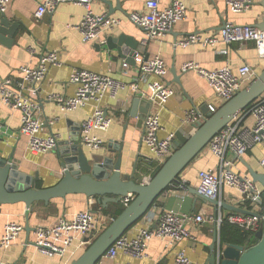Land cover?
Here are the masks:
<instances>
[{
    "label": "crops",
    "instance_id": "0c3cea01",
    "mask_svg": "<svg viewBox=\"0 0 264 264\" xmlns=\"http://www.w3.org/2000/svg\"><path fill=\"white\" fill-rule=\"evenodd\" d=\"M42 0H11L6 13L11 24L19 23V31L13 46L0 44V81L11 78L21 80L20 67L38 64L43 53L57 51L59 65L51 66L41 83L37 101L40 108L37 116L43 122L41 135H58L59 141L68 140L73 133L79 135L82 141L81 124L90 117L94 109L99 106L106 110L113 118L107 130L97 131L103 140L99 148L92 149L83 144L88 154H104L117 159L119 148L123 147V171L131 173L137 162L135 180L138 183H148L153 167L148 161L152 156L149 148L143 141L144 124L131 114L132 103L135 97L150 100L153 82H162L170 86L174 93L158 111L161 115L163 129L159 136L166 137L170 133L177 134L180 130L185 135H191L192 128L184 122L187 110L192 107L204 108L207 112L210 105L220 107L222 101L214 93L207 80L195 71L182 70L185 63L196 62L205 69L214 70L223 66H230L237 71L245 63L254 67L259 74L264 69V59L257 53L253 42H240L231 45L219 43L216 47H204L201 44H192L186 47L176 46L175 43L182 37L199 33L204 36L216 34L225 21L230 20L239 25H256L264 17L262 0H253V3L241 13L231 12L226 0H183L187 5V16L178 21L173 29L164 36L151 39L144 43V32L130 19V13L143 11L147 0H95L92 9L97 14H108L119 19V24L111 29H104L99 36L85 42L78 29V25L85 13V8L73 3L60 4L51 14L43 18L35 17L36 9ZM169 0H163L167 4ZM126 35L141 42L138 56L151 59L156 55L162 56L168 72L165 76L143 74L137 63H132L119 55L116 50L110 51L102 44L108 36ZM226 50L227 53H220ZM75 69H87L99 74H110L114 78L127 84L138 83V90L131 87L119 92L116 98L104 96L100 102H89L83 107L69 113H62L58 105L49 101L51 94L73 96L76 85L70 82L71 73ZM148 110V114L156 110L155 105L145 107L139 104L135 115H142L140 110ZM147 114V116H148ZM21 112L14 110L0 100V150L4 156H13L11 162L18 165V170L26 175L35 177L38 173L37 188L56 185L62 176L64 167L62 159L55 150L35 152L29 148L30 137L21 132ZM242 125L251 126L255 118L250 114H241ZM147 118V117H146ZM227 158L232 161V169L242 175L251 176L250 170L264 173V145L256 144L242 157ZM218 158L207 146L193 162L181 173L180 181L172 184L165 190L151 207L156 218L163 211L177 213L204 212L207 215H219L216 206L201 197L198 192L200 182L199 173L203 170H215ZM157 172H155L156 174ZM252 177V176H251ZM257 183V182H256ZM264 191L263 186L257 183ZM223 201L244 209L240 203V193L234 188H225ZM120 203H109L104 208L96 199L84 194H71L66 198L51 200L49 205L39 202L33 211L28 212L24 203L4 205L0 212V238L4 233V226L9 221H17L24 225L10 247L0 249V264L5 263H33V264H71L85 250V247L74 243L72 251L65 256L50 257L36 247L34 228L36 226L53 225L58 216L65 214L72 217L80 210L93 208L104 215L113 218L124 208ZM223 212H237L223 208ZM29 213V216H27ZM157 220V219H156ZM156 220L149 223L155 226ZM144 224L142 219L125 235L131 237ZM27 226L29 228H27ZM193 237L171 245L168 239H153L148 245V256L136 257L130 253L119 251L114 261L105 260L104 264L132 263V264H172L179 251H185L195 264H208L213 244L214 232L217 226L214 221L202 224L188 225ZM219 232V231H218Z\"/></svg>",
    "mask_w": 264,
    "mask_h": 264
},
{
    "label": "built area",
    "instance_id": "2783aa9c",
    "mask_svg": "<svg viewBox=\"0 0 264 264\" xmlns=\"http://www.w3.org/2000/svg\"><path fill=\"white\" fill-rule=\"evenodd\" d=\"M95 0H42L35 12V17L43 18L46 14L53 13L63 3H73L85 8V13L78 29L85 42L95 40L104 29H111L119 24V19L108 14H97L92 9ZM11 0H0V12L6 13ZM163 0H147L143 11L130 13V19L144 32V43L156 39L170 32L174 25L186 18L187 5L183 0H169L167 4ZM253 0H226L228 9L233 13L245 11ZM240 42H253L257 53L264 59V31L253 25H239L233 21H225L222 28L213 35L204 36L193 33L182 37L175 43L176 46L186 47L192 44H201L204 47H216L219 43L231 45ZM220 53H227L221 50ZM136 62L143 74L154 73L163 77L168 72V67L160 55L151 59L136 57ZM57 51H48L41 55L37 65H25L20 67L21 80L15 81L11 78L0 81V100L14 110L21 112V132L30 137L29 148L35 152H48L54 150L59 143L58 135H41L43 122L37 116L40 104L37 101L41 83L47 75L51 66L59 65ZM184 72L195 71L204 77L213 89L214 93L225 102L232 99L243 88L250 84L257 76V71L250 64L245 63L234 71L226 65L214 70H208L196 62L185 63L182 67ZM70 82L76 85L73 96L66 97L61 94H51L49 101L58 105L62 113L75 111L89 102H100L104 96L109 95L116 98L120 91L131 87L138 90V83L127 84L110 74L103 75L87 69H75L70 76ZM152 106L157 107L151 111L144 124L143 141L149 148L151 155L148 161L153 167L150 172L149 181L155 175L168 158L174 153V142L176 134L170 133L166 137H160L159 132L163 129L161 115L158 111L168 101L174 90L162 83L150 84ZM220 105V106H221ZM218 106L210 105L208 112L214 113ZM242 114V113H241ZM239 114L229 122L209 143L210 151L218 158L215 170H203L199 173L200 182L198 192L212 200L219 201V215H207L198 213H177L174 211H163L156 218V214L148 211L142 218V224L136 230L134 236L124 235L120 237L96 264H104L105 260L114 261L119 253L123 251L136 257L148 256V245L153 239H168L171 245H176L185 239L193 237L188 225L190 223L202 224L214 221L220 233L223 224L234 226L245 232L249 238L256 237L264 225V191H262L253 177L242 175L232 169V161L227 158L242 157L256 144L264 145V94H262L243 114H250L255 118L251 126L242 125ZM207 118L206 112L199 107H192L186 111L184 122L192 128L193 134L200 123ZM113 122L105 109L97 106L92 115L81 124L83 144L96 149L103 140L96 134L97 131L107 130ZM1 131V123H0ZM264 165V159L262 160ZM234 188L240 193L241 206L250 211L223 212V191L225 188ZM133 194H128L122 202L126 206L133 199ZM157 219V220H156ZM156 220L155 226L150 225ZM113 221L101 211L88 208L80 210L72 217L65 214L58 216L57 221L50 226H36L34 228L35 245L42 253L53 256H65L72 251L74 243L77 246L87 247V238H96ZM24 225L17 221H9L4 226V233L0 238V249L10 247ZM5 264H33V263H5ZM132 264V263H115ZM172 264H195L185 251H179Z\"/></svg>",
    "mask_w": 264,
    "mask_h": 264
},
{
    "label": "water",
    "instance_id": "95a60500",
    "mask_svg": "<svg viewBox=\"0 0 264 264\" xmlns=\"http://www.w3.org/2000/svg\"><path fill=\"white\" fill-rule=\"evenodd\" d=\"M261 5L264 8V0L261 1ZM253 26L264 31V17L260 23ZM18 31L19 23L11 24L7 16L0 12V44L8 47L16 44L15 36ZM102 45L110 51L116 50L121 57L127 58L134 65L141 42L122 34L108 36ZM262 94H264V69L216 112L209 113L201 108L206 112V120L200 123L191 135H185L182 130L176 134L174 153L148 183H138L135 180L137 162L131 173L123 171V147L119 148L117 159L104 154H88L75 132L68 140L59 141L54 149L62 159L64 170L60 181L50 187L37 188L38 173L33 177L19 171L18 165L11 162L13 156L6 157L0 150V212L2 206L17 203H24L27 211L31 212L39 202L49 205L51 200L66 198L71 194H84L96 199L99 205L106 208L109 203H120L128 194H133L134 199L100 235L86 239L88 246L71 262V264H96L120 237L146 215L169 186L180 181L181 173L209 145L210 141ZM132 104L131 114L138 117L139 122H143L148 110L146 109L145 112L140 110L144 116L135 115L136 108L142 104L149 109L151 101L135 97ZM0 141L5 142L1 136ZM250 173L254 181L264 188V173L253 170H250ZM200 196L218 207L219 201L205 195L200 194ZM222 206L228 210L250 213L224 201ZM256 238L259 240L258 243L250 247L241 244H224L216 229L208 264H264V225L256 233Z\"/></svg>",
    "mask_w": 264,
    "mask_h": 264
},
{
    "label": "trees",
    "instance_id": "16d2710c",
    "mask_svg": "<svg viewBox=\"0 0 264 264\" xmlns=\"http://www.w3.org/2000/svg\"><path fill=\"white\" fill-rule=\"evenodd\" d=\"M123 209L124 208L120 209L114 218H116L123 211ZM220 239L224 244H241L246 247L255 245L259 241L256 237L249 238L245 232L229 224H223L221 226Z\"/></svg>",
    "mask_w": 264,
    "mask_h": 264
},
{
    "label": "rangeland",
    "instance_id": "374dc122",
    "mask_svg": "<svg viewBox=\"0 0 264 264\" xmlns=\"http://www.w3.org/2000/svg\"><path fill=\"white\" fill-rule=\"evenodd\" d=\"M86 248V247H85Z\"/></svg>",
    "mask_w": 264,
    "mask_h": 264
}]
</instances>
